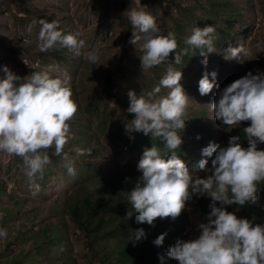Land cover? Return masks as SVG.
I'll list each match as a JSON object with an SVG mask.
<instances>
[{"label":"rangeland","instance_id":"rangeland-1","mask_svg":"<svg viewBox=\"0 0 264 264\" xmlns=\"http://www.w3.org/2000/svg\"><path fill=\"white\" fill-rule=\"evenodd\" d=\"M196 4L195 0H0V78L4 77V66L21 77L51 66L53 74H69L73 99L78 104V111L69 122L73 139L60 156L54 154V148L48 150L49 155H55L54 161L50 157L52 163L47 166L53 172L46 178H37L38 194H32L29 178L21 168V158L0 152V185L6 191L0 199V228L8 233L6 239H0V264L22 260V250L37 254L38 262L34 264H66V261L69 264H111L100 261V246L114 252L122 242L112 244L113 240L104 237L100 245L92 246L90 236L77 229L68 211L70 203L82 202L87 194H93L94 202L112 195L117 198L116 194L127 188L128 183L134 188L141 175L137 171L143 154L141 150L136 146L127 149L119 146V137L128 135L125 125L130 124L127 93L134 90L139 95L151 91L159 85L168 65L142 69L141 61H137L143 55V40L128 45L134 31L128 11L146 7L145 11L156 16L161 34L171 31L187 39L194 26L199 25L194 18L212 16L206 0H200L197 7ZM234 6V20L227 23L221 15L214 18L213 26L217 30L215 51L206 54L207 66L202 63L205 56H195L188 62L173 65L182 71L181 84L190 98L184 117L185 128L179 134L183 141L181 159L194 176L205 175L197 171L198 162L205 158L202 150L210 142L227 146L232 128L215 120L210 109L209 104L216 99L217 90L214 88L212 93L202 96L198 81L205 72L215 71L217 83L223 88L249 71L253 74L257 70L264 72V0H234ZM190 18L195 25L186 24ZM41 19L57 21L64 34L79 32V38L85 41L80 54L75 55L73 50L59 44L54 47L59 50L42 52L39 39ZM178 20L186 24L185 30L176 29L174 24ZM33 21L36 24L28 31ZM228 29L230 38L224 40L221 32ZM239 46H243L247 54L234 58L231 49ZM92 50L98 51L99 66L88 59ZM174 61L170 53L169 62L174 64ZM109 71L114 74V91L123 100L122 106L106 97L105 83ZM168 91L161 88L158 96H165ZM78 149H89L91 155L78 156ZM207 159L211 167V158ZM69 162L75 167V176L68 174L66 164ZM126 178H129L127 182ZM197 198L194 196L189 202L190 210L182 212L177 226H184L186 230L183 235L173 236V245L178 238L187 240L199 235L197 225L205 220L204 215L195 209ZM236 212L241 218L264 224V219L253 215L255 210L250 204L239 209L237 206ZM113 219L114 216L110 222ZM122 220L123 217H115L109 228L113 229ZM44 226L58 235L57 244L37 249L35 241L40 242L38 234ZM125 234L131 235L132 231ZM120 235L115 234L116 237ZM7 243L11 244L9 252L4 251ZM137 243V250L142 252V241ZM165 259L166 264H178L168 258L167 253Z\"/></svg>","mask_w":264,"mask_h":264},{"label":"clouds","instance_id":"clouds-1","mask_svg":"<svg viewBox=\"0 0 264 264\" xmlns=\"http://www.w3.org/2000/svg\"><path fill=\"white\" fill-rule=\"evenodd\" d=\"M144 8L128 11L134 29L129 43L143 40L140 57L143 70L161 64L168 68L159 85L146 94L128 91L127 113L134 118L125 125V131L161 139L170 154H162L155 144L144 149L137 165L141 175L134 188L127 192L136 213L135 222L154 227L157 218L175 220L183 211L190 210L188 205L194 196L206 195L211 199L210 211L205 222L197 225L199 235L194 239L178 238L167 250L168 258L178 264H264V224L241 218L226 208L237 205L239 209L259 200L257 194L261 189L258 186L264 182V150L258 148L264 144V72L249 71L223 88L217 83L215 71L205 72L198 81L202 96L212 93L214 88L217 90L216 99L209 104L215 120L228 127H240L248 122V126L243 127L248 146L242 145L239 135L230 136L227 146L210 142L202 150L205 158L197 165V171L205 175L194 176L175 151L183 143L179 131L185 128L184 117L190 98L181 84L182 71L173 65L182 63L190 49L193 56L199 49V54L205 56L202 63L207 66L206 54L215 51L217 30L211 25L193 28L185 40L189 47L178 52L176 34L171 31L161 34L156 16ZM35 24L33 21L28 31ZM39 24L42 52L59 44L73 50L75 55L80 54L85 41L79 38V32L64 34L55 20L41 19ZM173 52L176 53L174 64L169 62ZM240 54H247L243 46L231 49L234 58ZM88 59L100 65L97 50H92ZM2 71L0 152L21 158L22 171L29 178L32 194L36 195L40 191L36 180L43 178L45 169L52 163L48 150L54 148V154L60 156L73 139L69 122L77 113L78 104L73 99L71 77L67 72L53 74L51 66L24 77L7 66ZM161 88L169 89L167 95L158 96ZM129 138L134 139L131 135ZM85 154L91 155V150H77L78 156ZM64 158L67 160L66 155ZM207 158H211V167ZM66 167L69 175H76L71 162ZM7 235L6 229L0 228V239H6ZM146 235L143 228L136 229L133 244L146 239ZM166 236L167 232L159 235L154 245L162 246ZM158 258L163 264L164 256L158 254Z\"/></svg>","mask_w":264,"mask_h":264},{"label":"trees","instance_id":"trees-1","mask_svg":"<svg viewBox=\"0 0 264 264\" xmlns=\"http://www.w3.org/2000/svg\"><path fill=\"white\" fill-rule=\"evenodd\" d=\"M207 6L209 8V12L211 13V17L205 18L204 15H201L198 20L194 18L195 21L198 22V27H205L208 25L213 26L214 18L216 16L221 15V17L229 23L231 20H234V17L236 16V11L234 10V0H206ZM195 3L198 5L200 4V0H195ZM196 4V7L198 6ZM234 7V8H233ZM193 9V8H192ZM187 25H195L194 22L191 20L189 22H186ZM185 23L180 22L179 20L175 22L174 26L179 31L185 30L186 25ZM131 25V23H130ZM132 26V25H131ZM130 26V28H131ZM196 26H194L195 28ZM163 29V28H162ZM166 35L167 33H163ZM221 35L225 38L224 40L230 38V32L229 29L227 32H221ZM177 40H178V49L177 51H182L184 48L189 47L185 44L186 37H180L178 34H176ZM216 40H214V45ZM225 42V41H224ZM131 44L128 41V45ZM52 50H59L56 48H52ZM204 51H207L204 49ZM200 50H195V56H202L199 54ZM172 56L175 59V52L171 53ZM193 56V50H189L188 54L183 57V62H188L190 59L194 58ZM141 61L140 59L137 61ZM114 74L109 71L106 77V83H105V94L108 99L113 101L114 103L118 105H124L123 100L119 95L116 94L114 91ZM128 122H131V120L134 118L131 114L127 113ZM248 126V122H243L240 127L237 128H230V134L233 135H239L241 136L242 145L244 147H247V141L244 139V132L243 127ZM129 135L133 136L134 139H130ZM119 146H121L122 149L132 148L134 146L137 147V149L141 150L143 153L145 148H150L152 144H155L160 150L162 154H170L169 150L165 147L164 142L159 138H153L150 135H145L142 132H133L131 134H128L126 137L122 136L119 137ZM258 148L261 150H264V144L258 145ZM181 146L180 148H177L176 154L181 158ZM52 160L54 161V154L49 155ZM53 170L47 167L45 169V173L43 175L44 178H46L50 173H52ZM261 190L260 193L258 192V203L256 204H250L252 209L255 210V214L257 217L260 216V219H264V182H261L258 186ZM133 188L129 186L127 188H123L120 190L119 195H117V198L115 196H107L100 202H94L93 194H87L86 197L82 202H73L70 203L69 208V215H71L72 220L74 221L76 227L81 232L85 233L86 236H90V240L92 241V246L94 245H100L101 239L104 237H108V239L113 240L112 244L120 243L122 244L121 247L118 248V250H115L114 252L107 250L106 248L100 246L99 251L101 252L100 261H109L111 264H161L160 259L158 258V254L164 256L163 264H166L167 260L165 259V253H167V250L170 246L173 245L172 240L173 236L175 235H183L185 233L184 226L180 228V216L172 220L170 217L165 219H159L157 218L154 222L155 226H150L146 223L144 224H137L135 222V211L131 206V203L128 199V193ZM6 191L3 189V187L0 185V199L3 195H5ZM95 193V192H94ZM97 196V193H95ZM119 201H117L118 198ZM198 197L196 201H198V205L195 207L196 211L203 214V219L205 220V217L207 213L210 211L208 205L211 203V199L209 198H202ZM116 200V201H115ZM19 205V203H18ZM247 205V204H246ZM228 211L236 212L237 205H231L226 206ZM131 212V213H130ZM100 214V215H99ZM128 214V215H127ZM238 215L239 213L236 212ZM132 217L130 218V216ZM114 216L113 221L115 220V217H123V220L121 221V224L117 225L116 227H113V229L109 228V225H112L114 222H110L111 218ZM255 218V219H256ZM254 219V220H255ZM110 223V224H109ZM113 226V225H112ZM179 227V228H178ZM105 228V231L103 230ZM138 228H143L146 232V239H142L143 248L142 252H139L137 250L136 245L138 243L136 242L135 245L132 242V239L134 238V231ZM128 231H132L131 235H127ZM125 232V233H123ZM167 232V236L165 237V240L163 242L162 246H156L154 245L153 241L162 233ZM120 233V237H116L115 234ZM21 235L20 233L18 236ZM93 235V236H92ZM17 236V237H18ZM38 238L40 239V242L35 241V247L39 249L42 246L47 247H53L55 244H57L58 235H56L49 227L46 228V226L43 227V229L39 232ZM15 243V240H14ZM10 243L6 244L5 252L10 251ZM137 253H140L141 255H137ZM20 255L22 260H16L13 264H34L35 262H38V256L35 252L32 250L25 252V250L20 251ZM66 264H69L66 261Z\"/></svg>","mask_w":264,"mask_h":264}]
</instances>
